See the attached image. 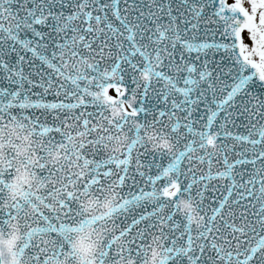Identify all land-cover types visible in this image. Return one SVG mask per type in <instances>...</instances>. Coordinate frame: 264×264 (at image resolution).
Masks as SVG:
<instances>
[{
    "label": "snow or ice",
    "instance_id": "obj_1",
    "mask_svg": "<svg viewBox=\"0 0 264 264\" xmlns=\"http://www.w3.org/2000/svg\"><path fill=\"white\" fill-rule=\"evenodd\" d=\"M0 264H264V0H0Z\"/></svg>",
    "mask_w": 264,
    "mask_h": 264
}]
</instances>
